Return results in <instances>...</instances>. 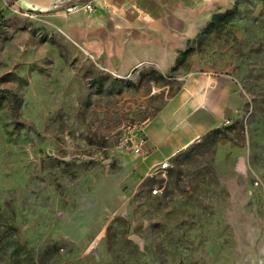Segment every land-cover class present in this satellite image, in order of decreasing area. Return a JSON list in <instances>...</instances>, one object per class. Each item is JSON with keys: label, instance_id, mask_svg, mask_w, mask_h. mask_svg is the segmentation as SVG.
<instances>
[{"label": "rangeland", "instance_id": "obj_1", "mask_svg": "<svg viewBox=\"0 0 264 264\" xmlns=\"http://www.w3.org/2000/svg\"><path fill=\"white\" fill-rule=\"evenodd\" d=\"M228 10L175 69L117 75L0 0V264H264V0ZM193 71L231 76L243 106L143 175L124 129Z\"/></svg>", "mask_w": 264, "mask_h": 264}, {"label": "crops", "instance_id": "obj_2", "mask_svg": "<svg viewBox=\"0 0 264 264\" xmlns=\"http://www.w3.org/2000/svg\"><path fill=\"white\" fill-rule=\"evenodd\" d=\"M235 0H19L48 13L66 44L79 46L106 71L127 75L141 66L165 74L208 26ZM91 3L94 11L68 12ZM76 46V47H77ZM231 76L193 71L179 90L143 125L148 135L137 171L143 175L220 126L243 106Z\"/></svg>", "mask_w": 264, "mask_h": 264}, {"label": "built area", "instance_id": "obj_3", "mask_svg": "<svg viewBox=\"0 0 264 264\" xmlns=\"http://www.w3.org/2000/svg\"><path fill=\"white\" fill-rule=\"evenodd\" d=\"M85 9L87 11H93L94 7L91 3H87L84 5H74L67 9L68 12H74L78 10ZM229 123V121L227 120ZM124 145L130 148L135 154L143 155L145 146L148 142V135L144 129V125L141 123H133L129 124L125 127L123 133ZM169 162L168 160L163 161L159 165L156 166L155 170H161L168 167ZM154 194L160 192L159 189H153L152 191Z\"/></svg>", "mask_w": 264, "mask_h": 264}, {"label": "trees", "instance_id": "obj_4", "mask_svg": "<svg viewBox=\"0 0 264 264\" xmlns=\"http://www.w3.org/2000/svg\"><path fill=\"white\" fill-rule=\"evenodd\" d=\"M233 16H234V12L231 11V10H228V11H225V12L215 13V14L213 15V17H212L211 22L208 24V26H207L203 31H205L206 29H208V28H210V27H214V26L216 25V22H218V21H221V22L227 23V22H229V21L233 18ZM203 31H202V32H203ZM202 32H201V33H202ZM201 33H200V34H201ZM200 34H199V35H200ZM197 37H198V36H197ZM197 37H196V38H197ZM189 50H190V49L187 48L184 52L181 53V55L184 56V58H185V57L187 56ZM181 55H180V57H179V59H178L177 66H179L180 63H182V62L184 61L183 59H181ZM173 69H175V67H174ZM156 73H158V72H156ZM158 75H161L160 77H163L162 74H159V73H158ZM126 83L129 84V85H133V86H135V84H134V83H131V81H126Z\"/></svg>", "mask_w": 264, "mask_h": 264}]
</instances>
